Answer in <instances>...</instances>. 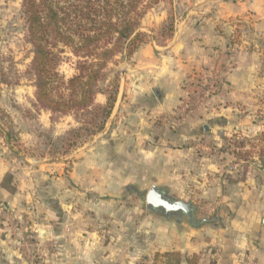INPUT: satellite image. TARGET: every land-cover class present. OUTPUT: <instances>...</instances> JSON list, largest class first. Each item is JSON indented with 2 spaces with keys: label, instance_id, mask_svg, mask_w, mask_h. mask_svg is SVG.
Returning <instances> with one entry per match:
<instances>
[{
  "label": "rangeland",
  "instance_id": "374dc122",
  "mask_svg": "<svg viewBox=\"0 0 264 264\" xmlns=\"http://www.w3.org/2000/svg\"><path fill=\"white\" fill-rule=\"evenodd\" d=\"M152 1L141 2L144 43L103 70V89L119 78L104 129L65 153L54 142L78 124L36 102L22 0H0V63L13 82L0 93V264H217L238 211L264 194V27L235 0ZM61 56L66 81L77 59ZM152 186L208 222L147 211Z\"/></svg>",
  "mask_w": 264,
  "mask_h": 264
},
{
  "label": "trees",
  "instance_id": "16d2710c",
  "mask_svg": "<svg viewBox=\"0 0 264 264\" xmlns=\"http://www.w3.org/2000/svg\"><path fill=\"white\" fill-rule=\"evenodd\" d=\"M151 2H154L150 0ZM156 1V0H155ZM142 0H22L25 39L31 46L27 75L33 80L36 102L52 115L71 113L78 126L57 139L56 150L67 152L83 139L104 129L119 90V78L113 77L108 88L103 70L117 56L130 57L144 43L139 23L144 15ZM174 20L167 21L158 35L172 36ZM159 44L162 40L153 38ZM64 49L77 59L76 74L64 80L57 68ZM13 84L0 63L1 86ZM97 95L104 104L95 103Z\"/></svg>",
  "mask_w": 264,
  "mask_h": 264
},
{
  "label": "crops",
  "instance_id": "0c3cea01",
  "mask_svg": "<svg viewBox=\"0 0 264 264\" xmlns=\"http://www.w3.org/2000/svg\"><path fill=\"white\" fill-rule=\"evenodd\" d=\"M231 8L240 13L242 9L246 12L253 13L258 27H264V0H235L231 3ZM156 76L161 78L164 73L157 71ZM261 194V195H260ZM254 200L247 201L245 207L238 211L236 220L233 223L235 232L234 241L230 244H218L219 258L217 264H243L242 260L248 259L254 264H264V194L262 190L254 193ZM179 230V229H178ZM176 228V233H178ZM42 234V229H39ZM39 233V234H40ZM174 236V232L172 234ZM222 246H225L223 249ZM185 248H189L186 245ZM181 248V250H183ZM179 250V249H175ZM230 251V252H229ZM51 264H73L72 259L56 258L50 259ZM85 264L88 263L84 260ZM78 264H83L81 261Z\"/></svg>",
  "mask_w": 264,
  "mask_h": 264
},
{
  "label": "water",
  "instance_id": "95a60500",
  "mask_svg": "<svg viewBox=\"0 0 264 264\" xmlns=\"http://www.w3.org/2000/svg\"><path fill=\"white\" fill-rule=\"evenodd\" d=\"M160 87L153 89L158 101H161ZM145 207L147 211H153L162 215L165 219L175 221L185 217L191 226H199L208 220L196 221L194 216L195 208L191 202H184L170 198L166 193L156 186H152L146 194Z\"/></svg>",
  "mask_w": 264,
  "mask_h": 264
},
{
  "label": "built area",
  "instance_id": "2783aa9c",
  "mask_svg": "<svg viewBox=\"0 0 264 264\" xmlns=\"http://www.w3.org/2000/svg\"><path fill=\"white\" fill-rule=\"evenodd\" d=\"M242 263H243V264H254L253 262H251V261L248 260V259H243V260H242Z\"/></svg>",
  "mask_w": 264,
  "mask_h": 264
}]
</instances>
